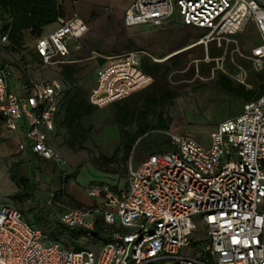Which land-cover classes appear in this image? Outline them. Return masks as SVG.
<instances>
[{
    "label": "built area",
    "instance_id": "built-area-1",
    "mask_svg": "<svg viewBox=\"0 0 264 264\" xmlns=\"http://www.w3.org/2000/svg\"><path fill=\"white\" fill-rule=\"evenodd\" d=\"M174 15L185 26L207 31L197 45L216 43L223 50L212 59L217 69L247 89L253 88L249 71L232 59L235 72H229L224 62L229 43L237 44L234 36L252 22L256 44L248 55L236 52L264 77V0H135L124 22L161 27ZM8 23L0 15L4 46L10 45ZM56 23L52 33L35 41L33 51L42 65L76 62L71 54L81 48L79 40L88 30L76 13L59 15ZM68 40L78 41L73 51ZM144 55L134 50L106 57L90 102L105 108L148 88L154 79L140 68ZM13 78L26 80L20 90L10 88ZM63 90L60 79L31 77L25 63L0 62L1 122L10 132L22 130L21 148L53 161L65 174L66 160L50 143ZM170 138L172 150L130 167L124 187L89 185L92 206L63 196L69 205L59 218L63 226L82 230L85 240L93 238L97 216L106 231L111 229L97 250L66 248L29 224L19 209L3 206L0 264H264V94L220 122L207 145L186 135Z\"/></svg>",
    "mask_w": 264,
    "mask_h": 264
},
{
    "label": "rangeland",
    "instance_id": "rangeland-1",
    "mask_svg": "<svg viewBox=\"0 0 264 264\" xmlns=\"http://www.w3.org/2000/svg\"><path fill=\"white\" fill-rule=\"evenodd\" d=\"M60 2L68 15L78 14L88 27L84 37L79 40L81 43L79 50L73 51V44L78 41L68 40V45L73 51L71 58L82 67V71L77 74V83L83 88L90 89L95 85V74L102 61L108 56L142 50L152 59L164 62L169 57L190 49L186 54V67L194 65L195 75L191 79L181 81L172 79L171 85L178 95L171 105L162 109L163 117L169 123V130L160 132L153 129L147 136L151 141L158 140L166 145L170 135H186L207 145L210 133L220 122L241 112L242 102L236 101L216 85L219 70L217 60H212L208 54V45H197L200 38L197 41L189 40L185 47L181 48L186 27L180 22L178 15H174L171 21L160 28L152 24L128 27L124 22V14L133 3L132 0H60ZM92 13L96 14L95 17H91ZM56 27L57 23L54 22L46 26L44 32L54 30ZM234 38L237 44L229 43L224 67L229 72H235L232 59L242 64L249 71L250 83L254 87L256 73L253 72L251 63L245 61L236 52L239 48L242 54L248 55L252 46L256 44L257 32L254 24L251 22L243 34ZM36 39L30 33H26L24 46L18 53L9 51L0 41V62L25 63L29 75L38 80L61 79V65H42L34 59L33 48ZM202 65H210V73H202ZM15 79H11L12 87ZM23 82L24 80L16 81L17 90H20ZM89 124L92 128L91 137L85 143L83 150L75 151L66 146L67 133L57 126L56 135L51 138L50 143L66 160V171L63 174L53 161L38 157L35 161V176L39 187L35 200L25 202L15 200L13 194L19 188L9 174V168L17 161H22L20 173L29 176V159L22 158L11 144L7 147L8 156L0 153V209L3 206L19 209L27 221L42 229L53 240L58 215L69 205L66 203L64 207H56L53 203L50 205L48 203L50 194L65 188L66 192L73 190L75 196L83 201L89 197L86 193L87 187L94 182H111L125 186L128 169L138 166L150 153L138 156L136 150L127 153L121 149L120 127L116 122L115 109L112 105L99 108ZM0 128L3 129L1 120ZM101 157H116V161L102 164L99 160ZM53 165L56 167V172ZM67 196L70 197L69 193ZM50 209L54 211L52 214H49ZM35 213L45 218L46 224L38 223ZM201 235H198V238H201ZM60 240L69 248L76 246L93 250L98 248L94 243L86 240L72 242L67 237H61Z\"/></svg>",
    "mask_w": 264,
    "mask_h": 264
},
{
    "label": "trees",
    "instance_id": "trees-1",
    "mask_svg": "<svg viewBox=\"0 0 264 264\" xmlns=\"http://www.w3.org/2000/svg\"><path fill=\"white\" fill-rule=\"evenodd\" d=\"M0 15L7 19L11 27L9 36L10 45L4 47L13 53H18L24 46L23 42L26 33H30L31 36L36 38L41 37L44 28L56 22L58 16L64 15V13L59 0H0ZM95 15L96 14L92 13L91 17H95ZM183 26L186 27V33L182 36L181 48L185 47L189 40L194 39L197 41L207 33V31L203 29ZM188 50L173 55L164 62H155L148 55L142 57L140 68L143 72L153 77V83L148 88L112 104L115 109L116 122L120 127V144L122 150L127 153L136 150L138 156L145 153H150V155L160 154L172 150L171 138L169 141H166L165 145L164 142L158 140L151 141L147 136L153 129L160 132H167L169 130V123L163 117L162 109L167 105H171L178 95L171 85L172 79L175 81L191 79L196 72V67L194 65L186 67V54ZM208 54L212 59H215L223 54V50L218 49L216 43H209ZM33 57L38 60L35 53H33ZM3 62L5 63L8 61ZM103 63L104 60L99 68ZM203 66L204 65L201 67V72L210 73V65ZM81 71L82 67L77 62L61 65L60 70V80L64 85V90L60 99V111L56 117V126L66 131L67 139L65 144L73 151L84 149V145L91 137L92 132L89 121L99 110V108L93 105L89 100L92 87L86 89L77 83V74ZM96 75L97 72L95 74V81ZM255 79L256 80L253 82L254 87L252 89H247L245 86L234 82L221 71H218L215 82L225 93L231 95L236 101H240L244 104L264 94L263 75L256 74ZM238 110H240V107ZM128 127L130 129H126ZM38 157V155L31 152V157L29 158V176L20 173L22 161H17L9 168L10 177L13 181L17 182L19 188V190L13 194V198L19 202L35 200L36 198L39 183L35 176V161ZM99 160L102 164L114 163L116 157H101ZM53 169L56 172V167L54 165ZM94 183L108 184L114 190H117L119 187H124V185L118 186L116 183L115 185L111 182ZM63 196L67 197L72 203L78 205L72 197L67 196L65 189L57 191L53 198H51L50 194L48 203L50 205L53 203L56 207H64L66 201ZM53 212L52 209L49 210V214ZM62 212L58 215V223L54 235L55 239L53 240L60 243L61 237L70 238L72 242L85 240L82 230L68 228L60 223L59 218ZM35 218L38 223L43 225L46 224L45 218L40 217L38 213H35ZM27 222L34 225L29 221ZM110 231L111 229L108 228L106 231L103 218L97 216L96 229L92 233L93 238L86 241L94 243L99 247L107 241L106 236ZM61 244L69 248L65 243L62 242ZM69 249L83 250L86 248L76 246Z\"/></svg>",
    "mask_w": 264,
    "mask_h": 264
},
{
    "label": "crops",
    "instance_id": "crops-1",
    "mask_svg": "<svg viewBox=\"0 0 264 264\" xmlns=\"http://www.w3.org/2000/svg\"><path fill=\"white\" fill-rule=\"evenodd\" d=\"M134 1L135 0H132V2H134ZM59 3L61 5V7H62V10H63L64 15L70 16V15H68V13L65 12L64 7H63V4L60 2V0H59ZM170 21H171V19H170ZM168 22H169V20H167L166 22H164L162 24V26L164 24L168 23ZM157 28H160V27H157ZM54 30H51V31L46 32V33L43 31V34L52 33ZM21 85H23V83ZM15 86H16V81H14V86H13L14 88L11 86V81H10V88L11 89H17ZM56 132H57V126H56V130L53 133L52 137H54L56 135ZM23 139H24V136H23L22 130L17 131V132H10L3 125V129L0 128V153L3 154V155L8 156L9 152L7 151L8 150L7 147L11 144V145H13L16 148L17 152L22 155V158L29 159L31 157V151L29 149H27V148H21V144H22ZM68 193H69L70 197H72V199H74V201L76 203L80 204V205H86V206H92L93 205V200L90 199L89 197H87L86 199H84L83 201H81V200H79L75 196V192L73 190L72 191L68 190L67 191V194Z\"/></svg>",
    "mask_w": 264,
    "mask_h": 264
}]
</instances>
